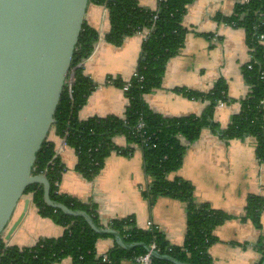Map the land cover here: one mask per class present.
<instances>
[{"label":"trees","instance_id":"16d2710c","mask_svg":"<svg viewBox=\"0 0 264 264\" xmlns=\"http://www.w3.org/2000/svg\"><path fill=\"white\" fill-rule=\"evenodd\" d=\"M194 0H159L157 9H147L138 0H91V3L106 6L109 30L105 39L121 46L127 37L150 30L144 39L138 64L139 75L132 77L130 88L125 91L129 99L123 117L108 115L90 117L82 120L80 110L96 88L85 71L84 62L94 51L99 39L97 29L84 22L69 74H72V91L65 86L61 101L55 113L56 122L51 131L66 136L67 145L73 147L78 156L75 169L87 180H94L105 165L112 152L131 155L141 148L144 155L146 173L151 184L145 192L150 202L159 196H169L186 204L187 229L182 244H171L166 234L156 225L140 228L132 216L114 219L109 227L119 231L129 242H144L155 245L161 254L170 255L179 261L190 264H212L210 247L217 242L214 231L232 216L226 211L213 208L208 202H198L194 197V185L181 177L171 178L183 162L188 142L197 140L203 129L226 139L255 138L260 160L264 162V0H238L231 16L218 15V19L245 29L246 43L254 58L251 68L246 64L243 75L250 91L241 103L240 111L233 117L226 129L214 120L218 100H228V84L220 79L208 92L188 91L190 97L209 100V105L200 115L165 117L152 110L144 99V94L160 88L170 59L176 56L184 45L188 29L183 18L188 6ZM115 84L124 87L126 82L116 78ZM143 128L138 129V124ZM124 135L127 145L118 146L114 137ZM57 144L48 138L41 147L34 167V174L46 171L50 182V196L69 208L87 211L98 225H102L97 206L86 203L77 197L59 191V182L66 170L59 155L55 156ZM26 193L34 194V204L43 217L51 218L64 227L59 237H43L34 245H8L0 238V264H58L70 257L72 264H121L136 255L148 253L145 248L131 250L116 245L108 251L109 260L97 252V241L102 237L113 238L95 232L80 216L66 215L59 209L47 205L41 184L27 187ZM264 200L250 196L246 217L252 219L257 227L261 226V211ZM264 258V245H262ZM153 264H173L167 260L153 258Z\"/></svg>","mask_w":264,"mask_h":264},{"label":"crops","instance_id":"0c3cea01","mask_svg":"<svg viewBox=\"0 0 264 264\" xmlns=\"http://www.w3.org/2000/svg\"><path fill=\"white\" fill-rule=\"evenodd\" d=\"M147 9H157L159 0H138ZM238 0H194L188 6L183 25L188 29L180 52L168 62L162 86L144 94L148 106L165 117L200 115L209 100L190 97L188 91L208 92L224 79L228 84L224 106L217 105L214 120L226 129L240 111L241 103L250 91L243 68L250 61L245 29L231 25L218 15L231 16ZM85 22L102 35L84 67L96 85L88 101L80 110L82 120L90 117L117 115L123 117L129 99L123 87L115 84L116 78L128 82L138 68L144 33L127 37L121 46L109 43L105 34L109 30L107 10L91 3ZM49 139L59 144L60 137L51 131ZM118 146L127 145L124 135L114 137ZM181 167L170 174L190 181L198 202H208L213 208L226 211L232 217L218 226L217 236L209 249L212 264H258L264 245V207L261 226L246 217L250 196L264 200V162L260 160L254 137L226 139L209 128L201 136L188 142ZM66 170L59 182V191L97 206L103 226L114 219L132 216L140 228L159 227L171 244H182L187 229L186 204L181 200L159 196L153 203L145 192L151 184L146 173L141 148L131 155L118 152L106 159L99 175L87 180L75 167L78 156L66 144L59 154ZM27 196L22 198L12 222L22 213ZM64 227L51 218L39 214L31 200L26 214L12 233L8 245L20 247L34 245L43 237H59ZM114 238L102 237L97 241L98 254L114 248ZM58 264H72L70 257ZM121 264H134L132 259Z\"/></svg>","mask_w":264,"mask_h":264},{"label":"water","instance_id":"95a60500","mask_svg":"<svg viewBox=\"0 0 264 264\" xmlns=\"http://www.w3.org/2000/svg\"><path fill=\"white\" fill-rule=\"evenodd\" d=\"M90 4L91 0H0V238L9 240L22 222L34 199L27 187L41 184L47 205L83 217L95 232L113 236L119 247H142L153 258L190 264L144 242H129L119 231L98 225L87 211L53 200L46 175L34 174L39 151L56 122ZM26 196L22 213L12 222Z\"/></svg>","mask_w":264,"mask_h":264},{"label":"built area","instance_id":"2783aa9c","mask_svg":"<svg viewBox=\"0 0 264 264\" xmlns=\"http://www.w3.org/2000/svg\"><path fill=\"white\" fill-rule=\"evenodd\" d=\"M163 1H167V0H163ZM103 10H104V12L107 10V8H106V6H103ZM98 33H99V39H100V35H102V25H100V27L98 28ZM151 32V29L150 30H145V31H143V32H139V33H144V37L146 38L148 35H149V33ZM144 38V39H145ZM98 39V40H99ZM260 39L262 40V41H264V35H260ZM98 42V41H97ZM97 42L94 44V49H96V47H97ZM253 57V55H252V53L250 52V61H249V63H251V61L254 59V58H252ZM255 60V59H254ZM248 66H249V68H251V64H248ZM264 74V73H263ZM133 77H139L140 79H143V77L142 76H140L139 75V72H138V70H136L135 72H134V76ZM68 87H69V91L71 92L72 91V85H73V76H72V74H71V76H70V79L68 80ZM130 86H131V80L130 81H128L125 85H124V90L125 91H127L129 88H130ZM217 105H219V106H224L225 105V102H223V101H221V100H218V103H217ZM143 128V123H139L138 124V129H142ZM66 136H62V137H60V141H59V144L57 145V147H56V150H55V156H57V155H59L60 154V152H61V149L64 147V146H66ZM41 174H43V175H46V171H44L43 173H41ZM152 248L153 249H155L156 250V247H155V245H152ZM103 255V260L104 261H108L109 260V254H108V251L107 252H105L104 254H102ZM133 262H134V264H153V257L151 256V254L150 253H146V254H142V255H136V256H134L133 257Z\"/></svg>","mask_w":264,"mask_h":264}]
</instances>
